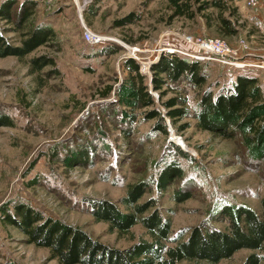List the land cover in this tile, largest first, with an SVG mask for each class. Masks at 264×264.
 <instances>
[{
    "label": "rangeland",
    "instance_id": "1",
    "mask_svg": "<svg viewBox=\"0 0 264 264\" xmlns=\"http://www.w3.org/2000/svg\"><path fill=\"white\" fill-rule=\"evenodd\" d=\"M15 1L14 20L23 4L30 14L20 29L13 20L0 19V34L8 43L20 45L34 26L53 34L22 58H0V112L12 120L11 126H0V264H58L48 248L30 243L4 221L5 211L13 213L16 206L26 205L120 249L149 240L148 232L140 224L128 233L112 231L94 220L91 204L106 200L123 210L119 199L137 183L145 184L137 203L154 201L144 215L155 209L171 219L167 247L194 227L227 230L228 207L261 214L264 142L254 148L243 140L244 132L229 138L199 129L192 115L205 90L231 87L238 74L257 77L264 93V69L255 66L264 63V0ZM175 2L183 4L184 14H176ZM127 16L130 22L118 23ZM82 23L110 40L86 43ZM184 37L221 39L236 50L235 61L242 66L207 60ZM111 44L118 47L116 53L109 52ZM169 54L200 62L207 76L201 88L181 82L176 91L166 92L163 99L185 97L191 111L176 120L177 130L170 126L172 138L155 128L156 118L148 115L154 107L135 98L131 75L122 66L134 59L149 83L151 64ZM40 56L49 64L33 71L30 59ZM149 92L164 116L158 95ZM256 115L263 116L264 109H256ZM177 143L191 159L176 152L172 144ZM80 154L85 158L78 161ZM170 163L179 166L180 175L161 191L157 177ZM176 190L190 196L174 201ZM252 252L257 251L239 249L217 264H242Z\"/></svg>",
    "mask_w": 264,
    "mask_h": 264
},
{
    "label": "trees",
    "instance_id": "2",
    "mask_svg": "<svg viewBox=\"0 0 264 264\" xmlns=\"http://www.w3.org/2000/svg\"><path fill=\"white\" fill-rule=\"evenodd\" d=\"M15 4V0L2 1L0 19L13 20L16 29H20L30 13L23 4L19 6L18 19L14 20L11 10ZM174 4L177 15L186 12V9H181L183 4L177 2ZM128 21L130 22L129 16L118 23L124 24ZM226 22L230 25V22L221 19V23ZM52 34L49 28L34 26L17 46L8 43L0 34V58L7 56L22 58L45 43ZM117 51L118 47L111 44L109 52ZM30 63L31 69L35 71L49 64V60L40 56L30 59ZM122 66L131 75L130 83L135 98L143 106L154 107L148 112L149 118H156L155 128L164 135L169 134L168 125L177 130L176 120L191 116L185 97L174 95L163 99L166 92L176 91L181 82L201 88L207 80V76L201 71L200 62L177 54L162 55L157 62L151 64L149 83L139 72V66L134 59H125ZM172 85H175V88ZM149 88L158 95V102L165 108L164 116L155 107L154 96L149 92ZM253 101L260 103L253 104ZM261 108L264 109V93L259 87L258 78L238 74L231 87L216 93L205 90L192 116L199 129L229 138L244 132L243 140L251 147L258 148L264 142V115H256V109ZM164 117L169 120V124ZM259 117L262 118L261 123L255 121ZM11 125L10 117L0 112V126ZM172 147L182 157L191 159L190 155L178 145L172 144ZM83 154L77 156L76 160L81 161ZM179 175V166L170 163L159 172L156 184L162 191ZM144 188V183H137L127 189L126 194L118 201L124 207L123 210L115 203L106 200L92 201L91 204L94 220L107 223L112 231L115 230L120 234L128 233L136 224L145 228L150 239H139L126 248H114L103 244L92 239L85 231L59 220L44 217L26 205L16 206L13 213L6 210L3 218L25 234L30 243L48 248L50 257L56 259L58 264H178L182 261L189 264H217L223 259L230 258L242 248L263 252L248 254L242 264H260L264 260V199L261 200V214L244 206L228 207L224 210L229 220L227 230L194 227L185 239L177 238L175 245L167 247L166 243L170 240L171 219L155 209L144 215L154 205V201L137 203ZM189 196L187 192L176 190L171 198L182 202Z\"/></svg>",
    "mask_w": 264,
    "mask_h": 264
},
{
    "label": "built area",
    "instance_id": "3",
    "mask_svg": "<svg viewBox=\"0 0 264 264\" xmlns=\"http://www.w3.org/2000/svg\"><path fill=\"white\" fill-rule=\"evenodd\" d=\"M255 3V0H250L249 4ZM82 35L84 40L91 44L97 45L104 41L110 40L109 37L92 31L89 27L82 23ZM185 42L190 44L192 47L198 49L202 57L207 60L214 61L223 65H238L239 61L236 59V50L231 49L223 40L218 38H208V39H192L191 37H184ZM133 48V47H132ZM136 49L133 48L131 53H134ZM256 67L264 69V63L257 62Z\"/></svg>",
    "mask_w": 264,
    "mask_h": 264
},
{
    "label": "water",
    "instance_id": "4",
    "mask_svg": "<svg viewBox=\"0 0 264 264\" xmlns=\"http://www.w3.org/2000/svg\"><path fill=\"white\" fill-rule=\"evenodd\" d=\"M169 126V128H168V130H169V134H170V137L172 138L173 137V130L170 128V125H168ZM177 145H180L179 143H177ZM181 146V149L182 150H184L185 152H188V150H186V149H184L183 147H182V145H180Z\"/></svg>",
    "mask_w": 264,
    "mask_h": 264
},
{
    "label": "bare ground",
    "instance_id": "5",
    "mask_svg": "<svg viewBox=\"0 0 264 264\" xmlns=\"http://www.w3.org/2000/svg\"><path fill=\"white\" fill-rule=\"evenodd\" d=\"M236 64H238V63H236ZM239 65V64H238Z\"/></svg>",
    "mask_w": 264,
    "mask_h": 264
}]
</instances>
